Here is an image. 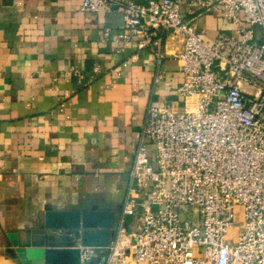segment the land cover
<instances>
[{
    "label": "crops",
    "instance_id": "0c3cea01",
    "mask_svg": "<svg viewBox=\"0 0 264 264\" xmlns=\"http://www.w3.org/2000/svg\"><path fill=\"white\" fill-rule=\"evenodd\" d=\"M82 2L0 0V264H21L12 255L46 207L116 210L117 225L149 106L195 103L177 93L181 39L161 34L159 48L139 50L141 37L122 38L123 10ZM188 19L209 44L233 31L217 14Z\"/></svg>",
    "mask_w": 264,
    "mask_h": 264
},
{
    "label": "built area",
    "instance_id": "2783aa9c",
    "mask_svg": "<svg viewBox=\"0 0 264 264\" xmlns=\"http://www.w3.org/2000/svg\"><path fill=\"white\" fill-rule=\"evenodd\" d=\"M140 1L83 0L80 8L123 10L122 38L141 37L139 50L159 48L161 34L181 39L177 93L195 103L184 111L149 106L116 239L108 248L80 244V264L104 254L103 264H126L130 252L132 264H264V0ZM207 13L233 31L205 42L188 16ZM188 207L198 222L181 219ZM127 218L136 221L132 231Z\"/></svg>",
    "mask_w": 264,
    "mask_h": 264
},
{
    "label": "water",
    "instance_id": "95a60500",
    "mask_svg": "<svg viewBox=\"0 0 264 264\" xmlns=\"http://www.w3.org/2000/svg\"><path fill=\"white\" fill-rule=\"evenodd\" d=\"M116 210L90 209L53 210L45 208L44 218L17 249L21 264H80L76 247L108 248L115 237ZM106 254L95 263L103 264Z\"/></svg>",
    "mask_w": 264,
    "mask_h": 264
},
{
    "label": "rangeland",
    "instance_id": "374dc122",
    "mask_svg": "<svg viewBox=\"0 0 264 264\" xmlns=\"http://www.w3.org/2000/svg\"><path fill=\"white\" fill-rule=\"evenodd\" d=\"M155 151H156L155 150V146H153V154H155ZM236 214H237L236 226L239 227L241 225V223L239 222V220L242 221L243 208L242 207H237ZM180 215H181V219L184 222L194 223V222H198L201 219V216L196 211V209H194L193 207H188L187 209L181 210ZM231 232L234 233L235 230H232ZM126 264H132V263H130V262L127 261Z\"/></svg>",
    "mask_w": 264,
    "mask_h": 264
}]
</instances>
